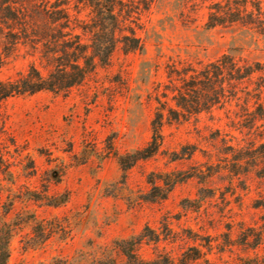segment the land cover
<instances>
[{
    "label": "rangeland",
    "instance_id": "obj_1",
    "mask_svg": "<svg viewBox=\"0 0 264 264\" xmlns=\"http://www.w3.org/2000/svg\"><path fill=\"white\" fill-rule=\"evenodd\" d=\"M180 3L154 0L130 23L146 43L144 52L125 53L121 44L109 65L69 92L0 102V244L9 240L7 264H128L118 243L153 234L163 240L159 246L143 241L138 254L145 260L180 256L194 246L217 264L256 254L243 247L242 233L264 231V178L244 169L232 175V151L221 138L216 147L210 140L219 128L223 135L256 138V147L264 143V87L258 102L246 95L264 86V69L242 86L240 106L246 118L258 114L256 130L234 131L224 110L214 112V121L207 113L176 121L166 112L160 149L148 155L169 62L181 58L200 67L239 37L200 28L204 13L184 26ZM243 45L247 58L264 64L263 37L256 43L245 37ZM33 64L45 75L51 71L39 51L19 46L0 77L18 79ZM170 230L175 242L165 241Z\"/></svg>",
    "mask_w": 264,
    "mask_h": 264
},
{
    "label": "trees",
    "instance_id": "obj_2",
    "mask_svg": "<svg viewBox=\"0 0 264 264\" xmlns=\"http://www.w3.org/2000/svg\"><path fill=\"white\" fill-rule=\"evenodd\" d=\"M153 3L154 0H0V74L19 46L39 51L51 68L45 75L33 64L29 72L18 79L5 81L0 77V102L45 91L69 92L83 84L98 66L109 65L121 44L125 53L144 52L146 43L137 36L130 23L134 18L141 19L142 13L148 12ZM180 4V19L184 26L198 23L200 13H204L205 21L200 28L207 32L221 28L238 32L239 37L233 38L234 46L228 52L200 67L181 58L169 62L166 101L158 102L161 107L152 120V141L147 148L149 156L154 155L162 144L166 112L176 121L181 118L198 120L203 113L209 114L210 120L214 121V112L224 110L227 126L241 134L245 127L250 133L256 130L259 117L254 112L246 118L240 103L245 80L253 81L255 73L264 69L259 60L245 56L243 45L245 37L255 43L257 38H264V0H181ZM84 9L89 10L86 18L82 17ZM154 66L159 68L160 64ZM263 87L247 92L248 100L258 102ZM169 93L173 94L171 100L175 101L176 108L170 106ZM235 107L241 110H234ZM222 133V129H215L216 136L210 141L212 147H216L221 138V143L232 151L231 174L239 175L244 169L246 176L255 172L264 178V143L256 147V138L246 140ZM3 226L8 228L6 222ZM147 230L151 231L150 228ZM169 232L165 241L175 242L177 239L171 230ZM242 236L243 247L256 254L220 264H264V254L258 252L264 247V231L249 228ZM145 239L156 246L163 240L160 234H153L118 243L128 264H217L208 257V252L197 246L188 248L180 256L166 252L145 260L138 254ZM208 246L209 250L213 248L211 242ZM9 258L7 240L0 244V264H7Z\"/></svg>",
    "mask_w": 264,
    "mask_h": 264
}]
</instances>
